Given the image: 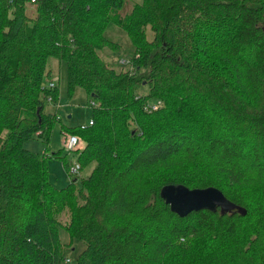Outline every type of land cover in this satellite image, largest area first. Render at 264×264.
Returning <instances> with one entry per match:
<instances>
[{
	"label": "trees",
	"instance_id": "obj_1",
	"mask_svg": "<svg viewBox=\"0 0 264 264\" xmlns=\"http://www.w3.org/2000/svg\"><path fill=\"white\" fill-rule=\"evenodd\" d=\"M127 1L0 0V264L70 263L75 241L76 264H264V0H143L123 13ZM109 25L131 39L128 71L102 57L121 47ZM50 58L69 98L92 99V125H62L90 174L73 177L60 150V189L47 152L27 148H49L61 121L48 111L61 96ZM168 185L217 188L242 211L181 217Z\"/></svg>",
	"mask_w": 264,
	"mask_h": 264
},
{
	"label": "rangeland",
	"instance_id": "obj_2",
	"mask_svg": "<svg viewBox=\"0 0 264 264\" xmlns=\"http://www.w3.org/2000/svg\"><path fill=\"white\" fill-rule=\"evenodd\" d=\"M128 3L125 5L123 9V13L130 12L133 4L142 3L143 0H128ZM30 14L35 15V9L31 8L29 11ZM150 36L152 32L149 31ZM106 36L108 39L115 41L121 45L119 48L120 51L118 53L112 52L110 49H106V51L102 52V57L107 58L110 64L114 65L118 70L128 71L130 70L129 60L133 54V44L129 35L120 27L116 25H109L106 31ZM48 70L51 71L53 78L56 83H58L61 91V96L58 101V104L61 106L59 110L58 104H54L52 102V106H49L51 111L59 113L60 122H57L53 132V138L49 148L43 144V142L39 140L32 141L27 144L28 149L37 150L40 153L47 152V156L49 158V174L50 181L55 187L63 188L66 187L71 179L66 172V169L63 164V160L59 157H53L55 153L62 150L65 154H68L67 161L72 165L78 164L76 160L75 153L68 152L65 149V135L62 132V125L67 127L73 126H86L88 125L91 119L92 112V99L87 95V93L82 89H77L74 96L69 98L67 95L66 89V70L63 65L60 64L59 60L56 58H50L48 63ZM58 78V79H56ZM143 94L147 93V89L143 88ZM72 116V118H70ZM89 169H81L80 174L74 175L82 178H87L90 174ZM73 175V174H72ZM67 217V216H66ZM65 220V218H64ZM61 239L64 244L70 242L69 235L66 231L61 230ZM85 249V244L80 241H75L73 246L66 247L65 258L69 260L70 263H62V264H76V257ZM68 262V261H67Z\"/></svg>",
	"mask_w": 264,
	"mask_h": 264
},
{
	"label": "water",
	"instance_id": "obj_3",
	"mask_svg": "<svg viewBox=\"0 0 264 264\" xmlns=\"http://www.w3.org/2000/svg\"><path fill=\"white\" fill-rule=\"evenodd\" d=\"M161 196L170 205L173 212L181 217L188 216L192 212L208 210L228 213L234 209L242 211V208L232 203L217 188L189 189L185 186L168 185L161 191Z\"/></svg>",
	"mask_w": 264,
	"mask_h": 264
},
{
	"label": "built area",
	"instance_id": "obj_4",
	"mask_svg": "<svg viewBox=\"0 0 264 264\" xmlns=\"http://www.w3.org/2000/svg\"><path fill=\"white\" fill-rule=\"evenodd\" d=\"M92 124H93V121L91 120L88 125H92ZM85 127L86 126H82V128H85ZM64 137H65V140H64L65 149L68 152L75 153L84 147V143H83L82 139L79 138L78 136L68 135V136H64ZM80 172H81V166L79 163L71 166V173L73 175L80 174Z\"/></svg>",
	"mask_w": 264,
	"mask_h": 264
},
{
	"label": "crops",
	"instance_id": "obj_5",
	"mask_svg": "<svg viewBox=\"0 0 264 264\" xmlns=\"http://www.w3.org/2000/svg\"><path fill=\"white\" fill-rule=\"evenodd\" d=\"M56 79H58V78H56ZM52 80H55V79H52ZM48 102H52V99L50 98L49 100H48ZM56 104H58V102L56 103ZM53 104H49V106H52ZM59 105V104H58ZM58 109L60 110L61 109V106L59 105V107H58ZM48 111L49 112H51V113H54V111H51L50 109H49V107H48ZM57 113H58V111H57ZM59 114V113H58ZM70 118H72V116H70ZM32 150V149H31Z\"/></svg>",
	"mask_w": 264,
	"mask_h": 264
}]
</instances>
